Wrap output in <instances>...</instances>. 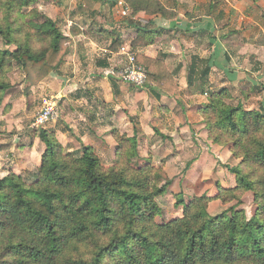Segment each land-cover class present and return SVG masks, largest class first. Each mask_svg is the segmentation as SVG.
<instances>
[{
    "label": "trees",
    "instance_id": "obj_1",
    "mask_svg": "<svg viewBox=\"0 0 264 264\" xmlns=\"http://www.w3.org/2000/svg\"><path fill=\"white\" fill-rule=\"evenodd\" d=\"M38 1L0 0V106L14 87L7 77L13 64L36 87L59 71L68 54V38L38 10ZM125 2L130 17L121 26L134 29V36L128 42L113 39L114 52L125 43L132 50L151 44L152 31L132 20L140 11L172 15L158 0ZM135 59L145 70V86L168 97L178 93L162 58L136 54ZM194 73L193 64L188 86ZM230 100L225 89L207 92L198 113L209 143L228 147L239 160L227 168L235 186H218L214 197L179 198L181 216L167 222L156 221L157 200L171 182L140 157L137 134L112 130L115 156L105 166L91 147L64 152L52 132L40 129L45 150L35 179L27 183L14 173L0 179V264H264V112L246 111ZM247 193L256 204L250 218L238 209ZM212 200L235 204L212 216Z\"/></svg>",
    "mask_w": 264,
    "mask_h": 264
},
{
    "label": "crops",
    "instance_id": "obj_2",
    "mask_svg": "<svg viewBox=\"0 0 264 264\" xmlns=\"http://www.w3.org/2000/svg\"><path fill=\"white\" fill-rule=\"evenodd\" d=\"M123 1L130 17V7ZM158 1L172 15L170 18H161L146 15L143 11L137 13L132 20L150 29L153 35L151 44L134 51L149 58L164 60L179 88L174 97L165 96L149 86L138 89L121 80L103 76L107 68L117 64L118 51L110 49L112 40L118 38L128 42L134 36V29L121 26L125 18L120 17L118 8L111 0L44 1V15L57 22L63 35L68 38V54L59 71L48 76L38 86L30 87L22 80L19 88L23 93L21 98L10 101L13 93L8 95L7 116L11 128L6 133L7 140L1 135L3 130L0 131L1 177L14 173L22 176L27 183L35 179L45 147L33 137L34 134L31 135L35 133L30 128L32 122L26 124L25 128L21 126L24 118H20L23 112L21 114L18 108H30L40 98L43 101L54 99L57 103V119L42 130L52 132L64 151L91 147L99 158L108 154L111 164L115 153L111 130L129 136L137 134L140 147L143 139L165 138L167 142L176 139L179 148L184 149L189 141L182 139V135L187 132L192 134L197 129L202 135L198 136L200 139H194L195 143L192 142L197 150L196 156L191 161V167L183 174L192 167L202 168V162L207 161L208 157H215L220 162L229 159L231 153L228 148L212 145L207 140L198 108L205 103L200 100L203 99L202 95L217 92L226 86V82L233 87L236 86L235 82L239 85L248 80L253 82L248 78V73L231 69L235 56L232 44L236 40L235 35H247V49L251 54L257 50L253 41L254 35H264V0H239V3L245 2L246 5L243 9L239 6V12L235 11L233 5L226 10V0ZM150 19H153L152 24H149ZM124 31L126 34L122 35ZM164 37L173 44L171 47L166 40L160 42ZM166 43L170 48L164 45ZM255 60L258 65L262 64L261 58ZM193 64L195 73L190 78L192 85L188 86L189 71ZM246 66L248 69L249 66ZM205 69L208 72L202 78ZM198 82L203 83L202 88L196 87ZM261 106L264 109L263 99ZM175 107L182 112L177 114ZM170 114L175 115L173 126H170ZM1 116L0 121L7 117L2 113ZM168 127L170 133L166 135L163 130ZM23 137L32 138L29 145L22 141ZM201 141L207 146L205 152L200 148ZM158 145L155 141L149 146L150 152L144 155L140 153V157L151 158L153 149ZM178 152L182 154L183 150ZM217 153L221 156L218 157Z\"/></svg>",
    "mask_w": 264,
    "mask_h": 264
},
{
    "label": "rangeland",
    "instance_id": "obj_3",
    "mask_svg": "<svg viewBox=\"0 0 264 264\" xmlns=\"http://www.w3.org/2000/svg\"><path fill=\"white\" fill-rule=\"evenodd\" d=\"M44 1H47V0H39L38 3L36 4V7H38V10L42 14H44L43 13L44 4H45ZM225 2L226 3L224 4V7L226 10L231 8L230 5H233L234 8L236 9L235 11L237 12H239V9H238L239 6H241L240 9L246 8L245 2L239 3V0H237V2L236 0H226ZM234 17L235 15H233V18ZM125 34H126V31L122 32V35H125ZM235 36H236V40L234 41V44H232L233 49H234L233 53L235 56L233 57V63L231 64L230 67L232 70H235V71L237 70L242 73H248V78L253 82H250L248 80V82L246 81L245 83H242L241 85H239L238 82H235L236 86L234 87L230 83L226 82V86L220 88L219 90H217V92L223 89L227 90L232 96V100H230L231 101L230 103L234 106L241 105L244 110L250 111V112H261V110L264 112V109L261 106L262 99L264 100V48H263L264 47V35L263 34L256 35V36L254 35L255 40L253 39L254 40L253 42L255 43L257 50L253 54H251L250 50H248L246 47L247 46L246 38H248L247 35L243 36L242 34H240V35H235ZM166 38L167 37L162 38L160 42H163L164 40H166L167 43L170 44V47H171L173 44H171L170 40H167ZM242 38H245V39H242ZM167 43L164 45L170 48ZM124 45H128V44H124ZM9 49L14 50V47H10ZM206 50L209 52L210 51L209 47H207ZM256 58H261L262 60L261 65H258V61L255 60ZM246 65L249 66L248 69ZM230 67L228 70H230ZM213 73L215 74V72ZM7 77H8L9 82L14 87L12 91L6 93L5 95L6 99L4 98V102L2 106H0V117H2L1 113L3 116L8 115V99H7L8 95L13 93V95L9 99L10 101L18 100L23 95V93L20 92V89H19L22 84V80H24L22 71L16 65L13 64L9 70V73L7 74ZM120 82H123V81H120ZM22 90L24 91L25 87H23ZM217 92L211 91V93H217ZM202 97L203 99H200V100L203 102H206L207 96L202 95ZM48 99L49 98H47L46 100ZM33 105L34 106L30 108H28V106L18 108L19 112L21 110L20 112L21 114L23 112L22 116L21 117L19 116V117L24 118V121H22L21 123V126L24 128L26 127V124L28 125L30 122L33 121L36 114L42 109L43 107L42 98H40L39 100L38 99L35 100ZM175 109L178 110L179 108L175 107ZM180 112L182 111L178 110L177 114H179ZM183 113H186V112L183 111ZM172 115L173 114H170V126H173L174 124L175 115L173 116ZM10 128H11V125H8V116L4 119H1L0 131L3 130L1 131L2 132L1 135L2 137L4 136L6 140L8 139V135L6 133L8 129ZM30 128H31V125H30ZM21 130L22 129H20V131ZM163 131L167 135V133H170V127L164 128ZM28 132L30 134L31 131L29 130ZM34 132L35 133H31V135L34 134L33 137H36L37 141H39V143L44 146V144L39 140V137H38L39 130H35ZM190 134L191 133L187 132L182 135V139L189 141L188 144H185L184 149H182L183 147L181 149L179 148L180 145L177 144L178 141L176 139H173L172 142L170 141L167 142L165 141L166 140L165 138L164 140L156 139V138L155 139L154 138L143 139L142 140L143 145H141V147L139 146L138 148L139 155L140 153L144 155L146 152H150L149 150L150 145L154 144L155 141L158 142L159 145L156 146V148L153 149V151L151 150L153 152V154L151 155V158L149 159L143 158V161L144 162L149 161L155 167L161 168L164 179L166 181L171 182V185L168 188L167 193L164 194L162 197L158 198L157 200L158 204L161 207V214L156 217V221L158 223L167 222L169 218L171 220V219L181 216L182 208L176 207V202L181 197L183 198L184 201H188V199L192 197H201L203 195L208 196V197H214L218 191L217 185H219V187H222V188H232L235 186V177L227 168L238 165L239 160L233 159L231 155L230 157L228 156L229 159L227 160H224V157H222V159L224 160L223 162H220L217 158L215 159V157L214 159H212V157H208L207 161L205 160L202 162V165H201L202 168L192 167L188 172L183 174V172L187 171V169L191 167V161L196 156L195 151L197 150L193 146L192 142L195 143L194 139H200L198 136L202 135V133L199 132V130L197 129H195L191 135ZM127 135L129 136V134ZM190 136H193L192 137L193 139H190ZM31 140L32 138L30 139H28L27 137L22 138V141L24 143H27L28 145L31 142ZM199 145H201L200 146L201 150H203L204 152L207 151V146H205V144L202 141L199 143ZM115 149H116V143L114 146V150ZM62 150L64 151L63 148ZM178 150H180V152H182L183 150V153L180 154ZM80 151H81V148L75 151H64V152L79 153ZM216 155L218 157L221 156L220 153H217ZM176 158L178 159L175 160ZM40 159H41V156H40ZM99 159L101 163L105 166L111 165L113 162L111 161V164L109 163L108 154H105V156L102 155V157ZM2 178L3 177L0 176V179ZM242 201H243V205L240 206L238 209L244 210L246 213V216L250 218L256 210V204L253 202V196L247 193L244 195ZM233 204L235 203H231L229 205L224 206L221 204L219 200H212L208 206V212L212 216L218 215L221 212L226 211Z\"/></svg>",
    "mask_w": 264,
    "mask_h": 264
},
{
    "label": "built area",
    "instance_id": "obj_4",
    "mask_svg": "<svg viewBox=\"0 0 264 264\" xmlns=\"http://www.w3.org/2000/svg\"><path fill=\"white\" fill-rule=\"evenodd\" d=\"M118 8L121 18L129 17V9L123 0H111ZM136 52L129 45H122L117 52L115 65H111L103 72V76L115 78L142 89L146 84L144 68L136 62ZM120 62V63H119ZM57 103L54 99L43 101L42 109L36 114L32 123V130L43 129L47 124L55 121L58 117Z\"/></svg>",
    "mask_w": 264,
    "mask_h": 264
}]
</instances>
